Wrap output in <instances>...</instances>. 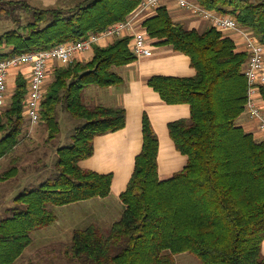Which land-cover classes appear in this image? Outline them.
<instances>
[{
    "label": "trees",
    "instance_id": "16d2710c",
    "mask_svg": "<svg viewBox=\"0 0 264 264\" xmlns=\"http://www.w3.org/2000/svg\"><path fill=\"white\" fill-rule=\"evenodd\" d=\"M142 1L60 0L49 6L17 1L31 18L0 35V58L105 31L127 19ZM197 1L234 15L264 44V0ZM11 8L0 1V15H13ZM144 26L159 44L189 55L196 69L189 77L154 75L149 80L169 104L190 106L188 118L169 124L170 135L188 162L173 176L160 177V139L146 114L143 149L121 193L125 205L121 217L106 233L96 223L75 229L66 251L68 264H176V255L183 252L197 255L203 264H264V141L237 123L248 101L244 68L249 52L237 51L234 40L214 26L203 32L185 27L165 4ZM131 40L125 36L108 46L95 44L91 60L56 66L42 103L49 138L60 133L61 107L82 123L72 143L58 148L57 177L20 193L9 208L11 215L0 221V264H15L32 244V232L57 221L54 206L110 195L113 174L85 169L80 161L94 154L97 136L126 126L127 111L122 106H89L84 90L92 84L123 82L114 68L136 60ZM261 91L264 98V84ZM27 94L28 79L19 74L10 103L0 110V160L29 139ZM18 161L14 159L6 170L0 166V180L18 175Z\"/></svg>",
    "mask_w": 264,
    "mask_h": 264
},
{
    "label": "crops",
    "instance_id": "0c3cea01",
    "mask_svg": "<svg viewBox=\"0 0 264 264\" xmlns=\"http://www.w3.org/2000/svg\"><path fill=\"white\" fill-rule=\"evenodd\" d=\"M57 1L58 0H44L43 4L50 5ZM163 4L168 6L175 21L183 23L185 27L189 29L196 28L203 32L213 26L211 21L208 19L204 20V18L193 14L187 8L181 7L174 0H166ZM146 17L147 16L141 18V20L138 21L139 24L143 25V22L148 18ZM129 34L130 32H126L125 35L128 36ZM223 34L234 40L237 51H248L246 40L239 32L229 30L225 31ZM117 38L119 37L106 36L101 38L96 45L108 46ZM157 41L158 39L151 38V43L153 45V54L151 56H140L128 64L116 66L114 68L123 78L121 84L107 87L92 84L84 90V100L89 106L98 104L114 107L122 106L127 111L126 126L118 131H114V133L110 132L97 136L95 139L94 154L88 159L86 158L80 161L81 167L85 169H91L101 174H113L110 195L104 198L95 197L85 201L64 205L74 207L75 205L81 204L82 207L92 213L94 219V223L92 224L96 223L103 228L111 227L113 223L121 217L125 209V205L121 200V193L127 188L135 170L136 158L143 149V119L146 114L151 119L154 130L160 139L158 155V172L160 177L162 179H167L173 176L176 172L183 169L188 162V156L182 154V152L177 149L170 135L169 124L181 117L188 118L190 116V106L185 103L169 104L162 98L160 93L155 91L149 84V80L154 75L189 77L196 74V69L192 66L189 55L175 50L171 45L159 44ZM94 54L95 50L93 46L84 53L80 52L75 60L89 61L93 58ZM59 65L58 61L51 65L48 76L49 83L55 78L54 70L56 66ZM31 73L32 66L30 64H24L11 71L8 82L10 85L8 102H10L16 87L18 75L23 74L28 79ZM260 105L264 112V98L260 100ZM237 123L243 126L246 131L254 133L258 140L264 141V132L258 128V121L252 119L248 113L244 112ZM41 125L42 124H38L35 133L39 131ZM31 137L33 138V136ZM28 140L29 139L22 141L15 149V152L25 146ZM15 152H12L0 160L2 170L8 169L7 166L13 164L12 162L14 159H20V157L15 155ZM5 161H9V164L5 165ZM18 175L7 180H0V203L2 199L3 201L5 200L9 208L12 207V205H9L12 203H8V200L11 202V200L17 197V193L12 195L11 192L14 181L18 178ZM106 220L111 221L107 222ZM58 221L59 216L57 215V221L50 227L56 225Z\"/></svg>",
    "mask_w": 264,
    "mask_h": 264
},
{
    "label": "built area",
    "instance_id": "2783aa9c",
    "mask_svg": "<svg viewBox=\"0 0 264 264\" xmlns=\"http://www.w3.org/2000/svg\"><path fill=\"white\" fill-rule=\"evenodd\" d=\"M166 0H143L125 19L119 23L111 25L105 31L92 32L88 37L77 41L61 43L51 49L39 51H24L13 53L0 58V106L8 102L10 85L9 77L14 68L24 64L32 66V73L28 78V96L25 105V115L27 119V137L33 136L36 126L42 121V103L47 92L49 69L51 65L58 61L60 65L71 64L75 61L80 52H85L92 48L99 40L106 36L132 37L131 48L137 57L151 56L153 45L146 27L139 24V20L144 16L154 15L157 8ZM181 7L187 8L193 14L208 19L212 25L222 32L235 30L244 36L246 40L249 59L244 68L248 78V101L245 112L258 121V128L264 132V112L260 105L263 95L261 86L264 84V44L252 33L251 30L241 26L237 18L231 14H222L216 10L204 7L197 0H174ZM146 17V18H147ZM145 18V19H146Z\"/></svg>",
    "mask_w": 264,
    "mask_h": 264
},
{
    "label": "rangeland",
    "instance_id": "374dc122",
    "mask_svg": "<svg viewBox=\"0 0 264 264\" xmlns=\"http://www.w3.org/2000/svg\"><path fill=\"white\" fill-rule=\"evenodd\" d=\"M1 3L12 9L14 14L0 15V35L6 30L18 26L20 22L26 23L31 18V15L16 2H28L33 5H45L44 0H0ZM13 1V2H12ZM53 1V0H52ZM58 0L54 4L59 2ZM83 0H69L71 4H77ZM257 1V0H253ZM14 4V6H12ZM49 6V5H46ZM49 84V81H48ZM10 102L4 106H0V110L7 107ZM58 119L60 121V133L53 139L49 138L50 130L48 124L42 120L39 131L33 132V138L29 137L27 144L17 150L15 155L20 157L18 161L19 175L14 181L11 194L20 193L35 189L43 182L54 179L59 174L58 168V148L68 146L73 141L75 129L82 123L79 119L72 116L70 111L61 107L59 109ZM44 121V122H43ZM38 126V125H37ZM37 126L35 130L37 129ZM2 134H0V138ZM9 161H5L8 165ZM12 165V164H11ZM10 164L7 166L9 168ZM13 184V183H12ZM9 204L12 207L15 204V198ZM55 213L59 216V221L52 227L37 229L32 232L33 242L27 247L23 255L16 261L15 264H68L69 260L66 251L72 244L73 230L77 228H85L94 223L92 213L82 207L81 204L72 206L53 207ZM11 215L9 206L5 200L0 203V221L2 218ZM107 222L111 220H106ZM104 233L109 231V228L103 229ZM264 248V247H263ZM264 250V249H262ZM39 255V256H38ZM38 256V257H37ZM176 264H203L200 257L191 253L183 252L176 255Z\"/></svg>",
    "mask_w": 264,
    "mask_h": 264
}]
</instances>
